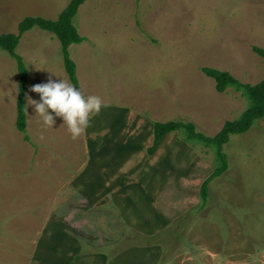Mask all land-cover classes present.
Here are the masks:
<instances>
[{"label": "rangeland", "instance_id": "obj_1", "mask_svg": "<svg viewBox=\"0 0 264 264\" xmlns=\"http://www.w3.org/2000/svg\"><path fill=\"white\" fill-rule=\"evenodd\" d=\"M68 2L0 0V34H16L28 16L56 19ZM73 23L85 38L68 48L78 88L101 98V113L127 108V135L173 120L214 136L237 118L247 99L231 87L218 92L204 68L251 85L264 80V57L253 50L264 49V0H86ZM15 51L28 70L26 130L16 127L17 65L0 50V264H34L37 241L53 218L83 229L82 253L100 251L106 264L126 248L156 244V264H264V118L230 136L223 147L228 169L210 182L204 207L200 187L215 169L213 151L176 131L149 155V135L117 172L126 185L142 181L168 221L146 236L133 208L119 205L135 195L131 189L113 196L114 188L85 210L77 178L89 159L87 140L105 134L108 123L100 117L94 132L73 138L61 117L52 113L55 122L46 125L29 104L39 101L33 85L50 77L71 83L58 39L33 27Z\"/></svg>", "mask_w": 264, "mask_h": 264}, {"label": "trees", "instance_id": "obj_2", "mask_svg": "<svg viewBox=\"0 0 264 264\" xmlns=\"http://www.w3.org/2000/svg\"><path fill=\"white\" fill-rule=\"evenodd\" d=\"M86 0H69L65 8L58 14L56 19H45L39 16H28L19 22L17 33L0 34V50L6 51L16 62L19 72L18 91L16 98V127L19 131L26 130V82L28 70L22 57L16 53L15 49L19 44L22 34L33 27L51 32L58 39L63 55V62L67 76L71 83L78 87L75 63L69 56L68 48L72 44L84 41L73 23L80 5ZM139 1V0H136ZM253 50L264 57V49L254 47ZM204 73L215 80V89L223 92L231 87L240 92L248 101L245 110L233 120H226L221 129L214 136H207L196 131L195 126L188 121H167L164 123L155 122L151 131H140L134 135H127L126 114L124 107H104V114L99 112L86 129L90 134L95 131V124L100 121V117L107 125V132L103 135L97 134L87 140L89 159L85 168L78 175V180L82 182L79 189L80 195L86 201L85 210L94 202L110 193L114 188L118 193L124 194L128 189L133 190L134 196L125 195L124 208H133L136 217L138 230L145 234L153 235L155 230L165 228L168 225L160 213L152 206V197L142 187V181L136 184H127L124 174L117 175L123 163L134 153L140 152L144 148V142L149 135L152 136V145L147 149L149 155H153L160 147L166 136L172 132H182L186 140L198 142L204 147L211 149L215 156L216 166L213 172L203 181L200 187L202 207L207 204L209 197L210 182L228 169V158L223 151V147L228 143L233 134L247 132L256 120L264 118V80L256 84L242 83L227 71L204 68ZM24 139L28 141L25 134ZM117 175L116 177H114ZM119 199L120 196L118 197ZM118 198L115 201L118 202ZM139 206L138 212L134 210ZM135 212L137 214H135ZM139 220L140 222H138ZM70 232V233H69ZM85 236L78 229L71 227L68 221L62 218H53L49 222L39 237L34 252V264H106L107 256L104 253H93V257L81 252L79 237ZM161 246L156 244L151 247H131L119 252L111 264H156L161 255ZM91 261L88 262V259Z\"/></svg>", "mask_w": 264, "mask_h": 264}, {"label": "clouds", "instance_id": "obj_3", "mask_svg": "<svg viewBox=\"0 0 264 264\" xmlns=\"http://www.w3.org/2000/svg\"><path fill=\"white\" fill-rule=\"evenodd\" d=\"M30 90L39 94V101L29 99V104L34 106L35 113L43 117L44 124L53 126L54 115L61 117L73 138L85 132L91 118L103 106L99 96L85 95L80 88L63 78L54 80L50 77L46 83L33 85Z\"/></svg>", "mask_w": 264, "mask_h": 264}, {"label": "crops", "instance_id": "obj_4", "mask_svg": "<svg viewBox=\"0 0 264 264\" xmlns=\"http://www.w3.org/2000/svg\"><path fill=\"white\" fill-rule=\"evenodd\" d=\"M101 199H102V198H101ZM101 199H100V200H101ZM100 200H99V201H100ZM77 228H78V227H77ZM81 232L83 233V229H82ZM69 233H70V232H69ZM144 234H145V233H144ZM145 235H146V236H150V235H148V234H145ZM82 241H83V237H79V243H80V245L83 244ZM82 246H83V245H82ZM82 246H81V247H82ZM83 250H84V248L82 247V248H81V252H82ZM96 252L100 253V251H96ZM96 252H93V253H96ZM101 253H102V252H101ZM118 253H119V252H118ZM118 253H117V254H118ZM117 254H116V255H117Z\"/></svg>", "mask_w": 264, "mask_h": 264}]
</instances>
